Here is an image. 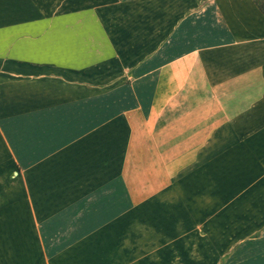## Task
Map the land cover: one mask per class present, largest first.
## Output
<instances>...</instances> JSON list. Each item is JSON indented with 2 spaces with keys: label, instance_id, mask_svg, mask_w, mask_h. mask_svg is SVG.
Returning a JSON list of instances; mask_svg holds the SVG:
<instances>
[{
  "label": "crops",
  "instance_id": "1",
  "mask_svg": "<svg viewBox=\"0 0 264 264\" xmlns=\"http://www.w3.org/2000/svg\"><path fill=\"white\" fill-rule=\"evenodd\" d=\"M173 7L191 13L137 66L128 55L132 81L40 75L0 91V264H156L151 251L185 242L221 264L264 237V13L254 0ZM18 71L0 67V87Z\"/></svg>",
  "mask_w": 264,
  "mask_h": 264
},
{
  "label": "rangeland",
  "instance_id": "2",
  "mask_svg": "<svg viewBox=\"0 0 264 264\" xmlns=\"http://www.w3.org/2000/svg\"><path fill=\"white\" fill-rule=\"evenodd\" d=\"M177 1L185 4L190 2L73 0L71 8L67 10L63 9L64 5L57 4L61 8L55 11H0V23L3 24L0 25V67L19 70L18 74L2 76L13 78L10 82L15 85L13 83L0 87L3 93L1 96L15 98L10 93L21 88L20 81L17 80L40 75L60 81L71 78L73 82L104 84L114 81L123 83L129 77H132L130 81L140 77L138 74L130 76L125 71L129 66L127 57L129 55L131 58V67L134 64L137 66L144 56L158 48L161 29L168 27L170 32L185 14L191 13V10L173 7ZM32 20L38 21L39 25H11ZM39 66L57 69L49 71V74L20 71L23 68ZM75 67H82L87 71L81 73L68 70ZM140 223L137 219V228H141ZM152 224L156 227L159 221L156 219ZM126 225L125 222L123 226ZM154 237L153 235L152 238ZM136 238L135 243H142L143 240L138 235ZM179 245L182 250H153L149 259L156 261V264L161 261L165 264H197L196 258H200L202 264L211 258L212 253L193 249L197 246L194 243L185 242ZM228 259L231 264H264V237L259 239V243L251 244L247 250L240 251L237 248L222 256L221 264H229ZM241 260H247V263Z\"/></svg>",
  "mask_w": 264,
  "mask_h": 264
},
{
  "label": "trees",
  "instance_id": "3",
  "mask_svg": "<svg viewBox=\"0 0 264 264\" xmlns=\"http://www.w3.org/2000/svg\"><path fill=\"white\" fill-rule=\"evenodd\" d=\"M259 6L260 10L264 13V0H254Z\"/></svg>",
  "mask_w": 264,
  "mask_h": 264
}]
</instances>
